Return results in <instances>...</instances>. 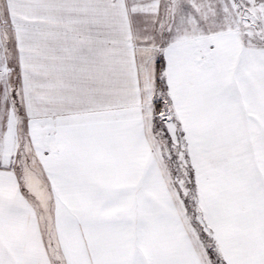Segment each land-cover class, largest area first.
<instances>
[{"label":"snow or ice","instance_id":"1","mask_svg":"<svg viewBox=\"0 0 264 264\" xmlns=\"http://www.w3.org/2000/svg\"><path fill=\"white\" fill-rule=\"evenodd\" d=\"M0 264H264V0H0Z\"/></svg>","mask_w":264,"mask_h":264}]
</instances>
